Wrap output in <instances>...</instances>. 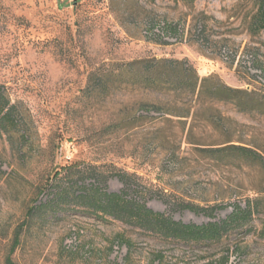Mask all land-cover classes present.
Segmentation results:
<instances>
[{
	"label": "rangeland",
	"instance_id": "374dc122",
	"mask_svg": "<svg viewBox=\"0 0 264 264\" xmlns=\"http://www.w3.org/2000/svg\"><path fill=\"white\" fill-rule=\"evenodd\" d=\"M257 10L255 0H195L191 9L176 0H0V98L12 108L0 123V264L25 222L15 264H264V117L227 104L196 107L188 119L147 114L140 104L163 100L85 90L100 66L154 58L186 59L200 78L264 94ZM138 115L148 118L130 127ZM227 146L251 148L263 164L207 153ZM73 164L75 190H125L184 224L224 220L249 201L254 213L219 243L193 244L73 203L36 209L51 198L54 174ZM187 203L217 209L208 218Z\"/></svg>",
	"mask_w": 264,
	"mask_h": 264
},
{
	"label": "trees",
	"instance_id": "16d2710c",
	"mask_svg": "<svg viewBox=\"0 0 264 264\" xmlns=\"http://www.w3.org/2000/svg\"><path fill=\"white\" fill-rule=\"evenodd\" d=\"M154 2V0H146ZM191 9L195 0H176ZM258 5L253 27L264 31V0H255ZM128 89L131 92H141L156 95L163 102L158 105L140 104V110L149 114H165L181 119L193 117L196 107L202 110L210 109L213 104H227L241 114H255L264 117V94L241 89L230 88L210 75L200 78L194 67L186 60L176 59H144L128 63L100 66L90 72L86 92L90 95L109 94L112 90ZM180 104V106H177ZM176 109L177 112H173ZM12 117V108L8 102L0 98V123ZM148 117L142 115L130 117L129 126L134 128L142 124ZM212 124V120H208ZM131 128V129H132ZM209 154L234 156L251 162L263 164L259 153L248 147L227 146L208 150ZM81 176V170L76 164L61 168L52 177L51 198L36 209H48L54 204L73 203L74 206L89 211L90 214L103 218L108 217L129 226L158 235L180 243H219L231 230L246 225L254 213V202L249 201L244 208L234 205L230 214L221 221L209 222L204 225L184 224L173 218L150 210L145 203L128 196L125 190L120 193H108L98 185H89L86 189L75 190L78 182L73 181ZM124 184V177L117 175ZM66 181L65 186L60 183ZM55 206V205H54ZM194 214L213 217L216 206L202 208L192 204L181 206ZM35 209V208H34ZM25 224H21L14 232L11 248L4 264H15L12 255L20 245ZM27 229V228H26ZM264 238V226L261 231Z\"/></svg>",
	"mask_w": 264,
	"mask_h": 264
},
{
	"label": "built area",
	"instance_id": "2783aa9c",
	"mask_svg": "<svg viewBox=\"0 0 264 264\" xmlns=\"http://www.w3.org/2000/svg\"><path fill=\"white\" fill-rule=\"evenodd\" d=\"M221 56L224 60H227V53L225 51H222Z\"/></svg>",
	"mask_w": 264,
	"mask_h": 264
}]
</instances>
